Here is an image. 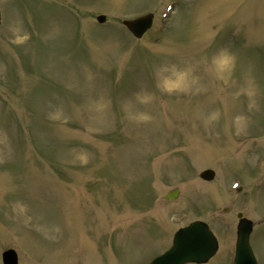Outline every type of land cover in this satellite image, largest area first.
<instances>
[{
  "label": "rangeland",
  "instance_id": "374dc122",
  "mask_svg": "<svg viewBox=\"0 0 264 264\" xmlns=\"http://www.w3.org/2000/svg\"><path fill=\"white\" fill-rule=\"evenodd\" d=\"M238 212L261 260L264 0H0V264H148L193 220L231 247Z\"/></svg>",
  "mask_w": 264,
  "mask_h": 264
},
{
  "label": "water",
  "instance_id": "95a60500",
  "mask_svg": "<svg viewBox=\"0 0 264 264\" xmlns=\"http://www.w3.org/2000/svg\"><path fill=\"white\" fill-rule=\"evenodd\" d=\"M153 16L151 14L139 17L133 20L125 21L128 28L137 37L143 34L151 27ZM103 22L105 17H99ZM215 176L213 170H205L201 177L206 180H212ZM179 193L176 189L167 196L174 199ZM242 215L240 214V217ZM252 222L242 218L238 226V241L235 264H256V259L250 246V233ZM218 248V242L209 226L200 221L191 223L189 226L180 229L173 241L172 247L163 255L155 258L151 264H186L187 262H206L215 254ZM4 264H18V255L15 250L10 249L3 253Z\"/></svg>",
  "mask_w": 264,
  "mask_h": 264
},
{
  "label": "flooded vegetation",
  "instance_id": "af4514ba",
  "mask_svg": "<svg viewBox=\"0 0 264 264\" xmlns=\"http://www.w3.org/2000/svg\"><path fill=\"white\" fill-rule=\"evenodd\" d=\"M264 228V227H263ZM225 250L226 249H228V248H224ZM231 249V248H230ZM264 257V256H263ZM215 257H213L211 260H209V262H207L206 264H217V263H213V259H214ZM221 264H230V263H221ZM231 264H233V263H231ZM258 264H263L262 262L261 263H259L258 262Z\"/></svg>",
  "mask_w": 264,
  "mask_h": 264
}]
</instances>
